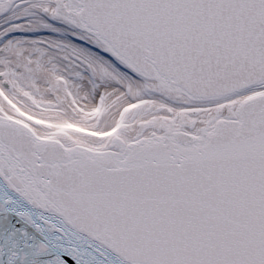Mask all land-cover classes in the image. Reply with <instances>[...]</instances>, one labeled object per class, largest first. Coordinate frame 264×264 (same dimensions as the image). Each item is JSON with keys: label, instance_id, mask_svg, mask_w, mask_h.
Instances as JSON below:
<instances>
[{"label": "snow or ice", "instance_id": "obj_1", "mask_svg": "<svg viewBox=\"0 0 264 264\" xmlns=\"http://www.w3.org/2000/svg\"><path fill=\"white\" fill-rule=\"evenodd\" d=\"M0 264H264V0H0Z\"/></svg>", "mask_w": 264, "mask_h": 264}]
</instances>
